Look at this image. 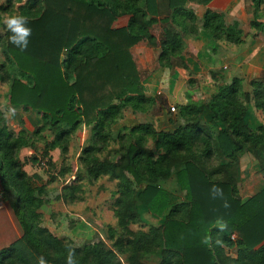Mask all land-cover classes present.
<instances>
[{
	"label": "trees",
	"instance_id": "1",
	"mask_svg": "<svg viewBox=\"0 0 264 264\" xmlns=\"http://www.w3.org/2000/svg\"><path fill=\"white\" fill-rule=\"evenodd\" d=\"M189 1L207 6L213 0ZM168 2L173 14L171 19L164 18L162 22L176 25L181 33L179 36L169 26L164 28L165 39L158 57L160 65L168 64L170 57H182L186 47L183 35L196 37L199 34L195 27L198 18L194 11L186 9L187 0ZM155 7L157 0H29L27 6L22 7L31 28L27 46L21 50L10 42L11 33L7 29L5 32L4 53L10 64L8 74L13 77L8 93L10 106L37 113L42 125L34 133L50 130L55 134L51 146L62 147L64 152L69 149V138L82 127L91 128L95 135L107 139L105 131L122 118L126 106L142 111V106L135 107L133 103L148 101L131 49L144 40L156 45L151 31L158 22ZM126 15L130 17L128 24L115 27L117 19ZM189 21L191 27L187 25ZM251 26L255 29V38H264V22L256 15ZM202 28L216 42L245 41L237 22L227 26L225 14L211 8L204 13ZM252 85L250 95L244 90L242 80L235 77L230 84L219 85L208 103L188 100L180 111L187 123L173 132L156 133L143 124L130 130L132 134L139 131L154 134L156 147L165 151L154 159L153 152L147 154L135 144L130 145L126 170L136 184L170 177L177 166L176 178L187 202L173 205L168 191L152 183L135 192L121 179L117 204L120 208L126 207L125 224L136 218L139 204L146 206L154 216H162L168 210L169 213L158 228L128 230L129 237L115 250L107 248L103 242L74 247L39 226L40 215L36 208L40 201L34 197L32 188H27L30 178L17 160V150L25 146L27 140L22 134L16 136L4 120L0 121L1 189L4 201L14 205L25 229L21 239L0 252V264H34L31 253L25 249L30 243L34 244L33 253L44 264H67L69 254L74 264H117L122 248L130 251L128 264H144L140 258L148 254L159 256L160 264H264V246L237 258L224 255V248L235 244L231 233L237 231L244 235L255 221H264V192L260 197L243 202L238 198L233 175L235 163L243 153L254 152L260 157L261 165L264 161V125L252 130L244 121L248 100H253L255 107L264 113V83ZM206 113L212 123L222 124L216 140L209 133L211 128L201 122ZM142 141L141 137L139 142ZM199 143L208 145V157L217 149L230 158L232 169L224 171L221 166L207 173L200 171L192 161L183 165L185 151ZM93 150L94 147L89 146L83 152L89 157ZM109 168V164L99 163L90 168V174L98 178ZM213 176L221 178L215 183L211 180ZM215 190L221 194L212 208H206L207 213L205 205L214 198ZM12 193L17 195V205ZM218 221L224 227L216 226ZM258 230L264 232V226ZM244 238L239 246L249 247V234Z\"/></svg>",
	"mask_w": 264,
	"mask_h": 264
},
{
	"label": "rangeland",
	"instance_id": "2",
	"mask_svg": "<svg viewBox=\"0 0 264 264\" xmlns=\"http://www.w3.org/2000/svg\"><path fill=\"white\" fill-rule=\"evenodd\" d=\"M28 2L29 0H0V17L4 14L11 15L15 13L25 16L26 13L22 10V7L27 6ZM228 2H245L246 4L247 14L250 16L249 21L244 25L237 22L239 28L245 34V41L234 44L227 41L216 42L209 37L217 44V48L214 49L215 53L212 51L211 54L216 55L217 58L218 55L224 52L223 50L239 47L236 50V54L237 56L239 54L240 58L252 55L250 60H248L249 64L243 63L242 71L244 72V76L239 78L242 80L244 90H247L246 92L251 95L253 91L252 83H264V38H255L254 34L256 32L251 26L255 15L257 19H261L264 22V0H230ZM127 23L128 17L124 16L118 22H115V25L122 26ZM162 23L153 26L151 30L153 35L155 34L156 45H151V51L145 53L143 56H138L140 61V69H138L148 101L145 103L136 101L133 105L135 107L142 106L143 110H134L131 105L126 106L123 110L124 114L122 118L111 123L105 131L104 134L107 135V139L95 135L91 128L84 130L85 127H82L69 138V149L67 152H64L62 147L60 149L59 147L53 148L51 146L54 142L55 134L50 130H45L43 133H26L25 129L18 131L9 128L8 119H11L10 117L13 115L15 116L14 109L16 108H12L8 103V93L13 77L8 74L10 64L7 62L4 53L6 27L0 23V121L4 120L8 128L16 136L22 134L24 140L25 138L27 140L25 146L18 148L17 160L20 162L21 170L30 178L27 188H32L34 197L37 201H40V203H37L38 206L36 208V211L40 215L39 226L49 231V227H51L53 232H50L54 236L69 241L74 247L84 248L98 242H103L107 248L115 250L117 246H120L122 241L129 237L128 230L149 231L152 227L158 228L163 224L169 210L164 215L156 217L148 211L146 206L141 204L138 205L136 218L125 224L127 221V215L125 214L126 207L120 208L117 204L121 191V179H124V182L129 184L135 192L143 190L148 183H152V185L162 187L168 191L173 205L187 202L185 191L180 189L178 181L175 175H173L178 170L177 166L173 167L174 169L172 168L173 173L170 177H160L153 182L144 180L142 184H136L131 173L126 170L128 162L127 152L130 145L135 144L138 150L142 149L147 154L148 152H153L154 159L158 158L165 151L156 147V137L154 134L144 133V131L132 134L130 130L138 124L148 125L156 133L176 130L187 123L181 117L180 111L181 107L188 103V100H201L208 103L217 93L219 85L230 84L232 81L227 82L228 80L224 78L225 75L221 71H217V73L210 71L208 75L211 80H208L209 82L206 81L205 86H198V83L194 79L195 77L191 76V74L189 75L188 71L182 77L175 74L176 69L186 66L181 56L170 57L168 64H165V62L163 63L165 66L163 64L160 65L156 47L161 48V42L165 39L164 28L170 27L179 36L181 33L173 24ZM187 25L192 26L190 21ZM195 27L198 28L197 32L203 30L202 23L200 22L199 24V19ZM257 47V52L254 54L253 50ZM174 74L179 76V83L177 85L173 84L174 80L178 78ZM195 88L200 89L199 95H190L189 91ZM191 96H195V99ZM246 105L245 124L252 130H257L260 126L264 125V113L255 107L253 100H248ZM172 106L176 107V111L173 112L171 110ZM208 115L206 113L201 122L211 128V131L208 132L216 140L222 124L216 125L212 123ZM141 137L143 141L140 143L139 139ZM89 146L94 147V150L87 157L83 151ZM25 150L32 152L30 156H27L29 158L27 163L31 162L32 168L26 169V163L21 159L24 156L22 154ZM207 151L208 145L203 143L197 144L191 150H186L182 158L183 165L192 161L200 171L204 170L207 173L217 170L221 166H224V171L232 169V160L224 157L219 150L214 149L216 153L209 157L206 154ZM81 158L83 159L82 161ZM99 163H107L111 168H109L106 174H102L96 178L90 174V168L94 165L99 166ZM114 166L116 167V171L114 170ZM233 175L236 179L238 198L243 202L251 198L260 197L263 194L264 161L263 165H261L260 157L254 152H246L239 156L235 163ZM219 178L221 177L217 178V176H213L211 180L216 183ZM195 182L197 183V180ZM0 192L2 194V198H0L2 205L5 202V195L1 188ZM220 194L221 191L215 190V193L213 192L214 198L209 200L210 203L207 206L205 205V209L212 208L218 202L217 197ZM12 197L15 205H17V195L12 193ZM207 213H209L208 210ZM262 225L264 226V221H255L249 233L244 232V235L249 234L250 236L249 247L246 248L239 246V242H244L245 239L243 233L237 231L231 233V240L235 244L232 247H225L224 255L229 258H237L242 253H255L262 248L264 246V232L258 230V227ZM216 226L224 227V224L218 221ZM32 245L34 244L30 243L25 247L27 253H31L30 258L32 262L34 264H44L33 253L34 246ZM129 257V249L122 248L121 254L118 253L117 264H128L127 260ZM140 260L144 264H160L161 258L155 254H148L142 256Z\"/></svg>",
	"mask_w": 264,
	"mask_h": 264
},
{
	"label": "crops",
	"instance_id": "3",
	"mask_svg": "<svg viewBox=\"0 0 264 264\" xmlns=\"http://www.w3.org/2000/svg\"><path fill=\"white\" fill-rule=\"evenodd\" d=\"M228 1L230 0H213L209 5L205 6L199 2H191L187 0L185 7L188 10H194V12L198 16L199 24L200 22L203 23V16L207 8H211L217 12H223L225 14V22L227 26L233 25L235 22H239L241 23V25L246 24L249 21L250 16L247 14L245 2ZM155 11V18L158 22L154 26H156L157 24H163L162 19L164 18L170 17L171 19V16L173 14V10L169 7L168 0H157V7H155ZM122 17L118 18L116 22H118ZM127 17L129 21L130 17ZM126 25L116 26L114 24L115 27H123ZM174 26L176 27V25ZM183 42L186 48L182 54V58L183 61H185L186 66L176 69L175 74H178L180 77H182L184 74H186V71H188L189 75L191 74V76L195 77L194 79L198 83V86H205L206 81L211 80L208 75L210 71H214L216 73L217 71L223 72V74L225 75L224 78L228 80L227 82H231L235 77L242 78L244 76L242 65L243 63L249 64L250 62L248 60H250L252 56H245L246 59L245 57L240 58L239 54L238 56L236 54V50L239 49V47H237L231 50H223L224 52H222V54L218 55V57L216 58V55L211 54V52L214 51L213 53H215L214 49L217 48V44L213 40H211L209 36L204 33V31H200L198 36L196 37L189 34L183 35ZM150 46L151 45L148 43V41L144 40L136 44L131 49L132 55L139 69L140 61L138 56H143L145 53L151 51L152 47ZM156 48L159 55L160 48ZM257 49L258 47L253 50L254 54L257 52ZM254 54L253 56H255ZM227 61H229V63H227ZM175 74L174 76L176 77L177 75ZM179 76H177L178 78L174 80L175 82L173 84L177 85L179 83ZM199 90L200 89L195 88L189 91V94L191 93L190 95H197ZM191 97L194 98L195 96ZM14 113L15 116L13 115V118L10 117L11 119H8V125L10 129L18 131L25 129L27 132L31 133L34 132L33 130H36V128L42 125L41 117L33 111L25 112L22 109L18 108L14 109ZM84 130H89V128L87 129V127H85ZM173 131L174 130H172L171 132ZM31 153L32 152H29V150H25L22 154L24 156L21 157L23 162L26 163V169L32 168L31 162L27 163L29 159L27 158V156H30ZM173 175H175L176 177V173H173ZM1 186L2 185L0 179V188ZM49 229L51 232H53V229L51 227H49ZM24 234V226L17 216L14 205L9 202H3L0 206V252L10 247L17 240L21 239Z\"/></svg>",
	"mask_w": 264,
	"mask_h": 264
},
{
	"label": "clouds",
	"instance_id": "4",
	"mask_svg": "<svg viewBox=\"0 0 264 264\" xmlns=\"http://www.w3.org/2000/svg\"><path fill=\"white\" fill-rule=\"evenodd\" d=\"M0 23L11 33L9 37L10 42L20 46V49L23 50L28 44L27 37L31 34V28L28 26V19L19 13L11 15L4 14L0 17ZM67 264H74L71 254H69L67 258Z\"/></svg>",
	"mask_w": 264,
	"mask_h": 264
},
{
	"label": "built area",
	"instance_id": "5",
	"mask_svg": "<svg viewBox=\"0 0 264 264\" xmlns=\"http://www.w3.org/2000/svg\"><path fill=\"white\" fill-rule=\"evenodd\" d=\"M171 110L174 112V111H176V107L175 106H172L171 107ZM0 198H2V194H1V192H0ZM0 205H1V202H0Z\"/></svg>",
	"mask_w": 264,
	"mask_h": 264
}]
</instances>
